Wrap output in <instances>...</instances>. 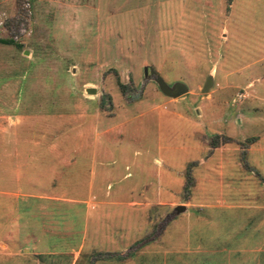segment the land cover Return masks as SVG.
Returning <instances> with one entry per match:
<instances>
[{
  "label": "rangeland",
  "instance_id": "374dc122",
  "mask_svg": "<svg viewBox=\"0 0 264 264\" xmlns=\"http://www.w3.org/2000/svg\"><path fill=\"white\" fill-rule=\"evenodd\" d=\"M231 2L0 0V38L22 44L18 48L0 42V191L13 188L15 148L76 145L79 130L87 139L93 136V121L99 116L113 117L105 122L113 124V142L106 136L101 141L113 152L103 160L104 167L114 168L125 182L141 177L137 166L126 161L122 147L129 157L151 160L153 171L159 166L154 156L168 152L181 158L186 154L178 148L204 149L227 142L225 133L216 132L229 118L237 126V108L254 91L258 100L264 97L262 83L246 87L254 81L255 67L264 66V42L254 40L255 29H264V0H236L237 6L229 11ZM20 15L19 27L5 25ZM145 66L153 67L169 84L186 83L189 92L178 98L166 96L156 81L145 77ZM209 75L215 84L202 93ZM119 81L125 85L124 93ZM87 88L97 92L90 94ZM240 92L246 95L242 101L237 98ZM257 102L262 111L250 113L256 118L243 128L250 134L264 129L258 119H264V102ZM61 132L69 136L53 135ZM78 162L87 169L86 158ZM196 164L191 161L183 167L185 182L187 172L195 180ZM101 167L96 163L97 171ZM66 171L72 173L75 167ZM109 182L114 190L113 180L104 183L105 189ZM191 189L184 187L182 196ZM65 194L76 196L67 189ZM51 204L58 222L48 241L58 248L78 241V235L67 240L61 233L69 219L75 229L83 226L84 206ZM161 220H155V227Z\"/></svg>",
  "mask_w": 264,
  "mask_h": 264
},
{
  "label": "crops",
  "instance_id": "0c3cea01",
  "mask_svg": "<svg viewBox=\"0 0 264 264\" xmlns=\"http://www.w3.org/2000/svg\"><path fill=\"white\" fill-rule=\"evenodd\" d=\"M235 6L232 0L229 11ZM254 33L255 41L264 42V29ZM254 70L247 88L264 85V66ZM256 91L240 100L245 106L237 108V126L229 118L216 132L225 133L227 142L178 148L186 154L181 158L168 152L154 156L159 166L153 171L151 160L129 157L122 147L140 173L136 182L104 167L113 152L101 141L106 136L113 142V124L105 123L113 117H97L91 138L79 130L76 145L15 148L13 188L0 191V264H264V129L243 130L256 118L250 113L262 111L257 101L264 97L258 100ZM258 119L264 122L263 116ZM81 157L88 161L85 170L78 165ZM191 161L197 162L195 180L183 197V167ZM69 167L75 171H66ZM109 180L114 190L110 182L105 189ZM66 189L76 196L66 195ZM54 201L84 206L83 226L75 229L69 219L61 233L63 239L74 234L79 240L60 248L48 241L58 222ZM178 205L186 209L173 214Z\"/></svg>",
  "mask_w": 264,
  "mask_h": 264
},
{
  "label": "water",
  "instance_id": "95a60500",
  "mask_svg": "<svg viewBox=\"0 0 264 264\" xmlns=\"http://www.w3.org/2000/svg\"><path fill=\"white\" fill-rule=\"evenodd\" d=\"M145 77L153 79L158 84L160 90L168 97L178 98L189 92V87L186 83L182 81H176L173 84H169L165 79L156 72L153 67H144ZM215 84V79L213 75H209L203 85L202 93H208ZM87 92L90 94H95L97 90L95 88H87ZM186 209L184 205H178L175 207L173 214L181 213Z\"/></svg>",
  "mask_w": 264,
  "mask_h": 264
},
{
  "label": "trees",
  "instance_id": "16d2710c",
  "mask_svg": "<svg viewBox=\"0 0 264 264\" xmlns=\"http://www.w3.org/2000/svg\"><path fill=\"white\" fill-rule=\"evenodd\" d=\"M22 20H23V18L20 15V17H14V18L7 20L5 25L9 27L12 23H17L18 25L16 24V27H19V25L23 22ZM0 42L4 43V44H13V45H16L18 48H22V44L17 43L13 38H0ZM118 84H119L122 92L124 93L125 85L122 84L120 81L118 82ZM214 144H216V143H214ZM192 184H193V178H192V176H190V173L187 172V184L185 185V189H187V190L190 189V186H192Z\"/></svg>",
  "mask_w": 264,
  "mask_h": 264
},
{
  "label": "built area",
  "instance_id": "2783aa9c",
  "mask_svg": "<svg viewBox=\"0 0 264 264\" xmlns=\"http://www.w3.org/2000/svg\"><path fill=\"white\" fill-rule=\"evenodd\" d=\"M2 24H3V22L0 21V26H2ZM237 96H238L237 98H238L239 100H242L246 95H245V93L240 92Z\"/></svg>",
  "mask_w": 264,
  "mask_h": 264
}]
</instances>
